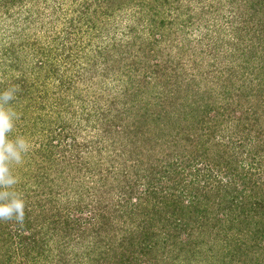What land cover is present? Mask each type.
Returning a JSON list of instances; mask_svg holds the SVG:
<instances>
[{"label": "trees", "instance_id": "16d2710c", "mask_svg": "<svg viewBox=\"0 0 264 264\" xmlns=\"http://www.w3.org/2000/svg\"><path fill=\"white\" fill-rule=\"evenodd\" d=\"M187 1L0 0V91L18 89L10 136L32 142L13 167L25 178L14 189L25 218L0 221V264H70L55 246L89 229L110 249L88 245L76 264H175L184 250L211 264H264V0H214L222 19L206 36V0ZM223 25L241 61L179 73L174 47L203 45ZM172 73L189 86L208 79L173 100L180 114L160 103L161 84L184 85H171ZM118 218L123 253L116 233L101 236Z\"/></svg>", "mask_w": 264, "mask_h": 264}, {"label": "rangeland", "instance_id": "374dc122", "mask_svg": "<svg viewBox=\"0 0 264 264\" xmlns=\"http://www.w3.org/2000/svg\"><path fill=\"white\" fill-rule=\"evenodd\" d=\"M225 4L228 2L226 0H222ZM238 1V0H236ZM247 2L249 0H246ZM193 3L198 5V0H193ZM216 1H211L210 0H206L205 1V4H203L201 7H204L202 9H200L201 12H203L204 14L202 15V18H205L207 17L208 19H205L207 22L209 21L210 22V27L209 29H206V28H203V31L201 32V36H206V33L208 31H211L214 30L212 29L211 27L213 26V23H216V22H219L221 19H222V15L219 14L216 10ZM242 7L240 9H242L243 11H246L245 13H247L249 10V4H244V3H241ZM185 6H193L192 4H190L187 0H185ZM238 6V4H237ZM210 7H212V9L216 12H210ZM239 9V10H240ZM264 13V12H262ZM263 15V14H262ZM231 28V25H228V27L224 26L223 25V29H222V32H218L217 33V30H215V33L213 32V36L210 35L211 38H214L212 39L211 41L210 40H205V39H202L204 44L203 45H198V46H191L190 43H186L187 41H185V49H182L180 45H176L174 47V49L172 48V44L170 45V48H172V52L174 53V57L176 62L178 64H181L184 66V70L185 71H180L179 73H184V72H190L191 74H197L196 76H200L201 74H205L207 71H210V70H215V71H225L228 69L229 66H232L233 65V61L235 60H239L241 61L240 59H236L239 55H242L244 52L241 50L242 47H240L238 49V46L240 45L237 41V36L235 34V31L234 33L232 32V30L230 29ZM232 32V33H231ZM204 38V37H203ZM225 40L227 44H229L228 46L224 47V49H220V47H218V50H214L217 46V42L219 43V40ZM235 40V41H234ZM3 41V40H2ZM0 45L2 46V42H1V39H0ZM241 50V51H239ZM227 53V54H226ZM233 55H236V58H234L233 60ZM171 58V56H170ZM172 60L173 57L171 58ZM203 60H204V63H203ZM198 62H202V68L201 69H204L203 72H200V71H197L195 68H196V65L198 64ZM205 64V65H204ZM210 66V67H208ZM209 69V70H208ZM226 72V71H225ZM173 74V73H172ZM188 74V73H187ZM210 75H212V73H210ZM17 79H19L17 76V74L15 75ZM172 76L171 80L169 81L171 83V85H175V84H178V83H184V85L182 86V89L181 91L178 90V88L176 89L175 87H172V88H169L167 84H161V94L163 95V99L162 101L160 102L161 103V107L162 108H165L166 110H168L169 113H176V114H180V109H181V104L182 101L185 100V102H187V94H188V90L191 89L192 91L194 89H198V90H201L203 91L205 87V84L207 82L206 78H204V81L202 82V79L199 78L198 80L200 82H202L200 85H197L195 82L191 84V86H189V82H187V78H185V81H183L182 79H179L177 75H170ZM168 76V78L170 77ZM213 81H215V79H213ZM191 83V81H190ZM213 84V82L211 83ZM219 79H216V87L217 89H220L219 87ZM166 85V86H165ZM189 87V88H188ZM181 97V98H180ZM180 98V100H182L181 102L179 101L178 104H176L175 102H173V100H176ZM32 116V115H31ZM34 116V115H33ZM39 127H42L41 126V123L39 125ZM41 129V128H40ZM38 130V129H37ZM43 130V128L41 129ZM43 136L46 138L43 137V140L45 142V144L47 143H50L48 141V137H47V134H43ZM39 137L42 138V136L40 135ZM38 137V138H39ZM30 141V140H29ZM31 145H32V142L30 141ZM41 147V145H38L37 148ZM109 165V164H108ZM119 171V170H118ZM15 174V173H14ZM117 175V178L119 177H122V173H121V176L116 174ZM27 179V178H26ZM25 182V178H23V176L21 175V177L19 176L18 177V184L16 186H22L23 183ZM116 179H110V182H109V187L110 188H114L116 186ZM15 186V187H16ZM77 193L76 192H73L71 197H72V200L71 201H74V202H78L79 200V197L76 195ZM114 196H116L114 194ZM62 197V196H61ZM66 200V198H64V201ZM125 210V209H122V211ZM84 216H89L91 217L89 214L87 215H84ZM115 216H118V212L115 214ZM125 221L124 220H121V219H114V224H112V226H105L103 227L104 231H102L101 233V236L104 234V237H106V243L108 241V237H109V233L112 235L113 234H117V238L115 240L116 244H115V247L117 246V251L119 252H122L123 253V249H121V243H118L121 238V235L123 234L122 232V227H123V223ZM94 232L89 229V231H87L83 236L79 237V238H75L74 240H72V245H70V247L66 248V249H58L57 246H55V252L59 253V254H63L64 252H66V257L67 260L70 261V264H76V262L78 261V258H77V254L79 252V254H85V251H86V247L88 245H94L97 243H99L100 246H105V243H103L102 241H100L99 239V236H94ZM120 235V236H119ZM216 235L215 232H212L211 230L209 231H206L205 233V236L203 238L204 240V243H205V246H208L209 243H212V239H216L214 238V236ZM76 236V235H75ZM55 241L58 242V239H56ZM62 242V240L60 241ZM218 243H215L217 244V247H216V250L215 252L217 253L218 250L219 252L222 251L224 249V241L222 238H219V240H217ZM78 243V244H76ZM74 245H78L77 247V250L73 248ZM75 247V246H74ZM108 249H110V247H106ZM75 250V251H74ZM174 251H176V255H178L180 252H181V247H177ZM77 253V254H76ZM182 255L180 256L179 259H176L177 261L175 262V264H211L210 262V259H206V257H202V256H197L196 259L195 258H192V256L189 257V255L187 253H185V250L181 253ZM174 255H175V252H174ZM213 256V255H211ZM78 263V262H77ZM143 264H149L148 263V260L146 261H143Z\"/></svg>", "mask_w": 264, "mask_h": 264}, {"label": "clouds", "instance_id": "9594fccd", "mask_svg": "<svg viewBox=\"0 0 264 264\" xmlns=\"http://www.w3.org/2000/svg\"><path fill=\"white\" fill-rule=\"evenodd\" d=\"M17 91L15 87L0 91V221L22 223L26 204L22 195L14 190L18 178L13 167L23 164L32 145L24 136H10L18 119V114L10 107Z\"/></svg>", "mask_w": 264, "mask_h": 264}]
</instances>
